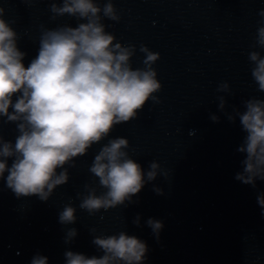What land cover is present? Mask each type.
Wrapping results in <instances>:
<instances>
[{
  "label": "clouds",
  "instance_id": "clouds-1",
  "mask_svg": "<svg viewBox=\"0 0 264 264\" xmlns=\"http://www.w3.org/2000/svg\"><path fill=\"white\" fill-rule=\"evenodd\" d=\"M4 12L0 7V117L6 118L3 123H15L18 134L14 143L0 135V178L8 173L6 186L17 198L37 196L46 202L58 186L68 183L66 165L75 167L76 158L86 155L117 125L136 119L149 100L160 103L154 93L162 86L153 68L160 54L141 45L144 67L134 69L131 58L135 46L115 42L116 36L106 31L103 22L104 18L120 20L112 0L103 7L97 0H61L50 4L51 19L68 15L82 22L75 27L43 29L38 54L25 67L26 53L18 48V34L3 19ZM258 15L264 18V10ZM259 23L262 26L257 28L255 42L264 48V19ZM248 59L254 65L251 76L258 91L264 92V56L251 51ZM217 91L228 92L229 85L222 83ZM218 100L219 109L224 111L225 97ZM243 106L244 111L233 106V114H227L233 123L239 117L246 133L237 149L246 153V158L235 179L254 188L258 179L264 181V99L250 98L243 101ZM210 119L219 122L215 114ZM128 147L127 138L116 137L100 148L89 172L105 191L97 195L95 187L85 184L87 195L81 198L77 194L80 209L94 215L126 202L138 203L132 198L146 182L158 175L168 178L169 172H162L157 161H152L145 173L126 151ZM8 158H12L10 167ZM153 190L157 195L164 194L158 187ZM257 203L264 215V193L258 195ZM76 210L71 204L65 205L59 223L74 224ZM133 223L140 226L139 214ZM146 223L158 240L163 222L149 218ZM76 236L75 228L68 229L65 242ZM92 243L101 250V256L89 258L66 251V264H144L148 252L146 242L124 231L93 236ZM30 264H48V257L36 254Z\"/></svg>",
  "mask_w": 264,
  "mask_h": 264
}]
</instances>
